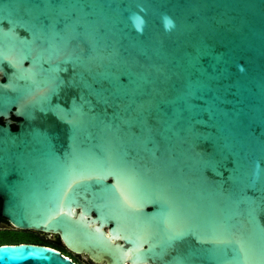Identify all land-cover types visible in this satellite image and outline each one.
<instances>
[{
	"label": "water",
	"instance_id": "95a60500",
	"mask_svg": "<svg viewBox=\"0 0 264 264\" xmlns=\"http://www.w3.org/2000/svg\"><path fill=\"white\" fill-rule=\"evenodd\" d=\"M1 117L14 227L114 261L264 264V0H0ZM0 264L69 263L19 243Z\"/></svg>",
	"mask_w": 264,
	"mask_h": 264
},
{
	"label": "flooded vegetation",
	"instance_id": "af4514ba",
	"mask_svg": "<svg viewBox=\"0 0 264 264\" xmlns=\"http://www.w3.org/2000/svg\"><path fill=\"white\" fill-rule=\"evenodd\" d=\"M11 119H15L11 116ZM5 119L0 118V123H4ZM12 128L15 125L12 124ZM0 210H1V199H0ZM105 230L107 228L104 227ZM0 233L6 234H22L23 239L0 241V244H36L48 246L56 250L60 257L66 258L69 264H151L149 262L133 263L130 261L129 256L121 258V261H114V259L105 255H95V253L86 248L75 249L66 244L61 232L57 231H36L32 229H19L11 225L3 216L0 215Z\"/></svg>",
	"mask_w": 264,
	"mask_h": 264
},
{
	"label": "rangeland",
	"instance_id": "374dc122",
	"mask_svg": "<svg viewBox=\"0 0 264 264\" xmlns=\"http://www.w3.org/2000/svg\"><path fill=\"white\" fill-rule=\"evenodd\" d=\"M23 238L24 236L22 234L12 235V234L0 233V241L16 240Z\"/></svg>",
	"mask_w": 264,
	"mask_h": 264
},
{
	"label": "clouds",
	"instance_id": "9594fccd",
	"mask_svg": "<svg viewBox=\"0 0 264 264\" xmlns=\"http://www.w3.org/2000/svg\"><path fill=\"white\" fill-rule=\"evenodd\" d=\"M171 21H168L165 25V27L167 28L170 25Z\"/></svg>",
	"mask_w": 264,
	"mask_h": 264
}]
</instances>
